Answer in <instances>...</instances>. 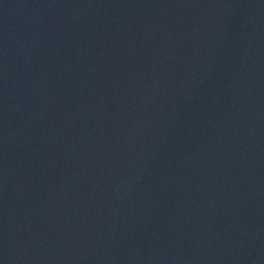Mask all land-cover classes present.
Returning <instances> with one entry per match:
<instances>
[{"label":"water","instance_id":"1","mask_svg":"<svg viewBox=\"0 0 264 264\" xmlns=\"http://www.w3.org/2000/svg\"><path fill=\"white\" fill-rule=\"evenodd\" d=\"M245 264H264V235Z\"/></svg>","mask_w":264,"mask_h":264}]
</instances>
